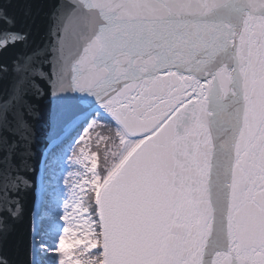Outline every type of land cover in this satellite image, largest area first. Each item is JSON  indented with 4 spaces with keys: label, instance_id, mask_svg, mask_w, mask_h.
<instances>
[{
    "label": "water",
    "instance_id": "obj_1",
    "mask_svg": "<svg viewBox=\"0 0 264 264\" xmlns=\"http://www.w3.org/2000/svg\"><path fill=\"white\" fill-rule=\"evenodd\" d=\"M97 114L136 140L100 264H264V0H0V264H38L47 161Z\"/></svg>",
    "mask_w": 264,
    "mask_h": 264
},
{
    "label": "rangeland",
    "instance_id": "obj_2",
    "mask_svg": "<svg viewBox=\"0 0 264 264\" xmlns=\"http://www.w3.org/2000/svg\"><path fill=\"white\" fill-rule=\"evenodd\" d=\"M93 120L94 118L90 120L76 140H82L84 138V135L87 133V128ZM121 134L122 137L127 138L122 132ZM127 139V144L130 143V146L136 141L130 138ZM125 142L121 139L116 143H114L113 139L106 141L104 145L107 147V159L112 154H114V159L121 158L125 154L119 156ZM68 156H66L65 162H61L62 166L60 169L58 168V172L63 177L76 176L80 178L81 171L78 170L79 165L74 161H70V156ZM50 158L47 161L45 171L46 192L44 193V207L40 214V226L42 229L39 236H37L38 264H82L81 259L83 258L80 257V253L94 251L99 243L98 223L93 213L88 207L83 205L82 198L78 194L73 193L76 191H65L53 184L52 178H54L53 170L55 165L53 164V159L51 160ZM116 163L110 167V170ZM96 180L97 177L94 176L90 184L93 186L96 185ZM53 187L56 188L53 189ZM53 191L54 193H52ZM50 199L53 200L51 203L49 202ZM54 219L57 223L53 222ZM46 221L52 222L49 228L45 226Z\"/></svg>",
    "mask_w": 264,
    "mask_h": 264
},
{
    "label": "trees",
    "instance_id": "obj_3",
    "mask_svg": "<svg viewBox=\"0 0 264 264\" xmlns=\"http://www.w3.org/2000/svg\"><path fill=\"white\" fill-rule=\"evenodd\" d=\"M110 139H113L114 143L119 142L120 139L123 142L126 141L119 156H122V154L126 153L131 147L130 143L127 144L128 139L122 137L120 129L110 119L97 114L92 123L88 126L87 133L82 140H75L68 149L66 146L59 148L57 153L50 158L51 160L53 159V164L55 165L53 170L54 178H52L53 184L65 191H76L73 193L78 194L82 198L83 205L88 207L96 220L95 194L101 181L109 173L110 167L120 158L114 159V154H112L110 158L108 157L107 159V147L104 143ZM67 155L70 156V161H74L79 165L78 170L81 171L80 178L76 176L63 177L58 172L62 166L61 162H65ZM94 176L97 177V184L93 186L90 184V181ZM56 187H53V189ZM52 193H54V191ZM52 201L53 200L50 199L49 202L51 203ZM53 222L57 223L55 219ZM51 223L50 221H46L45 226L49 228ZM99 254L100 248L98 243L94 251L80 253V257L83 258L81 259V263L100 264Z\"/></svg>",
    "mask_w": 264,
    "mask_h": 264
}]
</instances>
